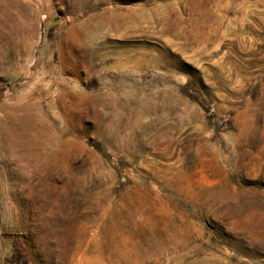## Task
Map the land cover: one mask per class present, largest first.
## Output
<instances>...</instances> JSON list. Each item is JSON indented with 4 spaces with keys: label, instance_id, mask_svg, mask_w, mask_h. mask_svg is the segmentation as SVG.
Listing matches in <instances>:
<instances>
[{
    "label": "rangeland",
    "instance_id": "1",
    "mask_svg": "<svg viewBox=\"0 0 264 264\" xmlns=\"http://www.w3.org/2000/svg\"><path fill=\"white\" fill-rule=\"evenodd\" d=\"M0 264H264V0H0Z\"/></svg>",
    "mask_w": 264,
    "mask_h": 264
}]
</instances>
